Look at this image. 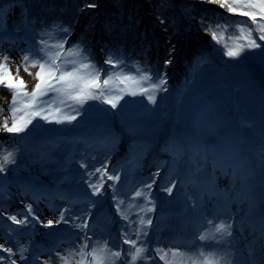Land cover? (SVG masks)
I'll return each instance as SVG.
<instances>
[{"label": "rangeland", "instance_id": "rangeland-1", "mask_svg": "<svg viewBox=\"0 0 264 264\" xmlns=\"http://www.w3.org/2000/svg\"><path fill=\"white\" fill-rule=\"evenodd\" d=\"M12 17L18 19L10 20L8 31L0 33V55L7 54L11 57L10 68L15 75L22 52L34 48L36 44L28 37L27 28L19 19L22 17L21 12L11 13L9 19ZM79 34L80 32L77 36ZM75 36H65L62 33L59 38L52 36L51 42L65 38L67 48ZM103 39V33H98L91 42L89 50L92 56H101ZM101 69L109 71L107 66ZM242 69L244 76L239 78L249 85L256 86L257 98L252 101L249 89L242 81L232 87L230 99L238 118L237 123H233L234 127L230 129L221 128L224 123L216 118L217 110L214 107H205L201 117L195 116V133L188 136L185 126L179 122L176 115L180 111L182 94L167 104L158 101L153 104L141 95L128 94L127 99L123 96L118 104L132 107L126 119L129 125L137 128L138 134H142L139 137H134L128 125L123 126L121 136L114 134L113 137L100 135L96 128L87 130L83 126L86 115L81 106L76 104L72 107L77 108L80 115L70 123L58 124L37 117L21 134L7 133L0 124V156L9 151L15 153V163L8 164L7 170L0 173V244L13 249L12 257L17 260V264H27L25 260L20 259V246L27 249L23 254L29 260L32 254L34 255L35 243L39 242L43 247L37 249L36 254L40 261L35 264H43L46 260L49 264H61L56 253L63 256L73 248L78 249L84 242L85 235L90 238V246L98 241L108 240L113 250H121L120 238L124 231L128 232L131 239H137L136 229L130 227L132 220L146 216L151 218L153 223L147 227V235L139 238L138 244L143 243L149 249L147 255L152 259L141 260L137 264H160L155 260L154 247L197 252L193 242L181 244L175 240L170 241L167 237L169 225L179 222L187 229H192L194 215L199 211L202 215L200 222L195 226L197 235L214 233L213 224L221 220L232 224L230 213L228 214L229 203L232 201L231 191L234 184L241 182L246 169L251 170L260 185L264 184V94H261L258 84L246 69ZM36 70L31 69L33 74ZM124 72L130 73L125 70ZM19 75L31 90L36 82L34 75L29 76L23 68L20 69ZM10 99L8 90L0 88V105L4 106L3 112H0V122L3 117L9 115L5 102ZM114 109L120 120L118 111ZM71 114L75 115V112ZM165 122L167 129L160 133L156 144L153 145L147 135L151 131H161V125ZM170 125L172 127L168 129ZM168 130L170 134L166 136ZM224 160L235 163L232 167L230 164L228 168L221 166L216 169L215 166L223 165ZM102 163L107 165L110 174L120 175L121 180L116 182L105 178L102 193L94 196L88 185L96 183L99 174L88 176L86 173L93 172L95 168L101 167ZM81 164H87L88 168H82ZM257 166H260L261 172ZM157 171L160 175L154 177ZM185 176L187 181H183ZM153 178L156 183L152 189L146 191L151 194L155 211L139 212L138 207L131 205L145 207L147 202L143 198L133 199L134 191L142 188L145 183H151ZM170 181L176 184L172 195L161 190L166 185L171 186ZM109 185L115 187L111 188ZM68 196L78 200L69 202ZM117 199L125 201L122 209L129 215L128 221L123 220L117 212ZM29 203L33 205L39 220L30 216L29 224L21 226L8 219L12 215L23 219ZM64 208H71V215H78L82 220L93 219L90 228L88 227V234L87 229L75 227L80 221L70 220L68 224H55L58 218L57 210ZM50 219L54 221L53 226L44 227ZM207 221H212V224ZM233 229L234 227L232 244L240 246L244 239H239ZM153 230L156 233L154 246L147 237ZM71 235L74 237L67 241L55 240L59 236ZM116 245L119 247H115ZM128 247L124 252L126 260H130L127 252L132 250L130 245ZM209 251L223 256L217 247ZM0 255L5 257L2 251ZM0 264H10V261L5 257ZM118 264H124V260Z\"/></svg>", "mask_w": 264, "mask_h": 264}, {"label": "trees", "instance_id": "trees-1", "mask_svg": "<svg viewBox=\"0 0 264 264\" xmlns=\"http://www.w3.org/2000/svg\"><path fill=\"white\" fill-rule=\"evenodd\" d=\"M91 3L97 7L87 8ZM15 11L21 12L19 19L27 24V35L36 45L40 39H48L45 32L59 38L62 32L56 31V25L68 28L69 35L83 26L67 47L80 44L97 67L108 66V72L122 69L132 74L139 67L150 69L154 76L166 74L167 91H157L156 101L172 103L173 98L182 94L176 115L188 135L195 133V116L201 117L205 107L217 110L216 118L224 123L222 129L234 127L238 117L230 92L238 78L244 76L242 67L264 94V42L257 40L261 48L247 49L238 58L226 56L224 45L213 41L206 27L217 23L234 25L247 18L228 14L204 0H0V33L8 31L10 20L18 19H9ZM234 32V28H229L225 33L229 45L232 41L228 37ZM98 33L104 36L103 59L93 57L89 50ZM109 55L122 61L120 68L104 63ZM166 59L172 63L165 64ZM81 109L86 115L83 126L87 130L96 128L97 133L109 137L123 134L116 128L111 105L89 99ZM130 109L117 105L119 125H128L134 137H139L142 134L126 119ZM166 126V122L162 123L161 131H151L147 139L155 145Z\"/></svg>", "mask_w": 264, "mask_h": 264}, {"label": "snow or ice", "instance_id": "snow-or-ice-1", "mask_svg": "<svg viewBox=\"0 0 264 264\" xmlns=\"http://www.w3.org/2000/svg\"><path fill=\"white\" fill-rule=\"evenodd\" d=\"M204 2L218 5L228 14L247 18L241 23L234 25L215 24L206 27L205 31L211 36L212 40L218 44H223L226 51L224 54L230 58H238L247 49H259L262 47L257 40L264 42V0H204ZM87 8H96L97 4L91 3L86 5ZM83 10V9H81ZM27 21V17L24 18ZM163 23V21H160ZM27 27V24L25 25ZM254 26V27H253ZM56 31L64 33L65 36L70 34L68 28L62 25L54 26ZM229 28H234L233 35L228 37L232 41L229 45L225 42V33ZM44 36L48 39H40L34 48L22 52L20 56V64L16 66L15 75L10 68L11 57L7 54L0 55V88L7 89L11 95L10 101H6L8 108V116L3 117L2 128L7 133L21 134L28 129L29 125L39 117L44 121L62 124L76 120L80 112L72 105H80L89 100H101L104 103L116 108L124 94L132 96H146L147 100L153 104L156 103L157 91H167V77L165 75L154 76L150 69H141L137 67L136 73H125L122 69L116 72H105L104 69L97 67L86 54V50L80 44L71 47H65L67 40L60 38L55 42L52 40V33L45 32ZM105 64L111 65L113 68H120L122 61L119 58H113L109 55L104 61ZM165 64H171L170 59L164 61ZM35 79V84L29 90L27 83L19 75L20 69ZM37 69L33 74L31 69ZM103 77V78H102ZM147 84V87H145ZM123 85V87H121ZM115 93V94H113ZM71 102V103H69ZM68 109V111H65ZM4 106L0 105V112H3ZM75 112V115L71 114ZM11 122V126H9ZM15 153L9 151L0 156V173H4L8 164H14ZM82 168L87 169V164H81ZM99 174V180L96 183H89L91 194L100 195L104 188V179L108 181L119 182L120 175L110 174L106 164L102 163L101 167L95 168L93 172H87L86 175L94 176ZM160 175L159 171L154 177ZM156 179L153 178L151 183H145L142 188L135 190L133 199L143 198L147 202L145 207H138L139 212L151 213L155 211V203L151 194L146 191L152 189ZM171 186L162 187V191L168 195H172L176 184L169 182ZM114 188L115 185H109ZM115 198V196H114ZM125 201L117 199L116 210L120 213L121 218L125 221L130 219L129 215L122 209ZM95 205L93 204V207ZM71 208L57 210V219L55 224H68L70 220L80 221L75 227L87 229L89 227L88 220H82L80 216L71 215ZM30 216L39 220V216L35 215L33 205L29 203L26 206V214L23 219H17V216H9L8 219L13 223L26 226L30 222ZM91 213H88L90 218ZM153 223L152 219L146 216H139L138 220H132L130 227L136 229L135 235L137 239H131L127 231H124L123 243L130 245L132 250L127 252L130 260L124 261V264H137L141 260H151L152 257L147 255L149 249L143 244H138L141 236L147 235V227ZM212 224V221H207ZM54 221L48 220L44 227L53 226ZM232 224L221 220L219 223L213 224V234H199L200 241H217L216 234L223 237H231L233 235ZM89 237L85 235L84 242L77 248L71 249L67 255L56 253L61 264H118L124 258V251L113 250V246L108 240L97 242L95 245L89 244ZM21 260H26L23 252L27 251L22 245ZM115 247H119L116 245ZM0 251L9 254L10 264H17V260L10 259L14 255L11 247H5L0 244ZM155 253L159 260L164 264H233V260L227 255L221 256L215 251L199 250L197 252H184L180 248H156ZM251 254V253H250ZM5 257L0 255V262ZM43 264L49 262L43 261Z\"/></svg>", "mask_w": 264, "mask_h": 264}, {"label": "bare ground", "instance_id": "bare-ground-1", "mask_svg": "<svg viewBox=\"0 0 264 264\" xmlns=\"http://www.w3.org/2000/svg\"><path fill=\"white\" fill-rule=\"evenodd\" d=\"M234 163H230L229 160H224L223 165L219 166L226 168L229 164L233 166ZM257 167L261 169L260 166ZM246 170L242 175L241 182L234 184V189L231 191L232 201L229 203L228 212V214L230 213V220L233 224L234 232L239 239H244L240 246L232 244L233 238L223 237L221 239L219 235L217 236L218 243L211 240L200 241L198 236L194 234V232L196 233L195 226L201 220L202 213L199 211L194 215L192 229H187L186 226L179 222L169 225V239H178L182 243L193 242L198 251L204 250L207 252L217 247L223 253V256L227 255L233 260V264H264V184L263 186L260 185L257 179H255L254 174L250 172L251 170ZM247 223L255 226L256 230L251 231ZM155 236L156 233L153 232L147 236L153 246L155 245ZM120 239L121 249L125 252L129 247L123 243L124 236ZM55 240H59V237H56ZM41 244L39 242L35 243L34 255L32 254L30 260H27L28 264L33 263L37 259L36 252L38 251L37 249L43 247ZM155 249L156 247H154V251ZM123 260L127 261L125 258ZM155 260L164 264L163 261L159 260L156 253Z\"/></svg>", "mask_w": 264, "mask_h": 264}, {"label": "water", "instance_id": "water-1", "mask_svg": "<svg viewBox=\"0 0 264 264\" xmlns=\"http://www.w3.org/2000/svg\"><path fill=\"white\" fill-rule=\"evenodd\" d=\"M242 82L247 84L245 80H242ZM248 89L250 91V96L253 98L254 101H256V98H257V92L255 90L256 88L254 86H248Z\"/></svg>", "mask_w": 264, "mask_h": 264}]
</instances>
